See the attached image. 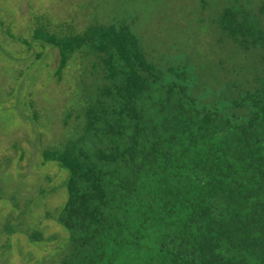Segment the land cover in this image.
Here are the masks:
<instances>
[{
  "label": "trees",
  "instance_id": "16d2710c",
  "mask_svg": "<svg viewBox=\"0 0 264 264\" xmlns=\"http://www.w3.org/2000/svg\"><path fill=\"white\" fill-rule=\"evenodd\" d=\"M217 24L262 65L233 114L164 82L128 24L35 29L54 75L79 52L98 72L79 135L42 153L67 173L59 264H264V0H228Z\"/></svg>",
  "mask_w": 264,
  "mask_h": 264
},
{
  "label": "rangeland",
  "instance_id": "374dc122",
  "mask_svg": "<svg viewBox=\"0 0 264 264\" xmlns=\"http://www.w3.org/2000/svg\"><path fill=\"white\" fill-rule=\"evenodd\" d=\"M259 11L263 0H243ZM228 0H0V264H59L67 233L57 221L67 173L43 150L82 130L94 56L77 53L61 79L59 51L34 40L38 27L82 32L128 24L164 82L187 86L200 106L233 114V100L262 72L257 52L223 35ZM238 114H242L236 108ZM14 231V232H13Z\"/></svg>",
  "mask_w": 264,
  "mask_h": 264
}]
</instances>
